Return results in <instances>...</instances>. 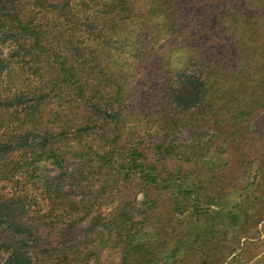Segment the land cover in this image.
I'll return each instance as SVG.
<instances>
[{"label":"trees","instance_id":"1","mask_svg":"<svg viewBox=\"0 0 264 264\" xmlns=\"http://www.w3.org/2000/svg\"><path fill=\"white\" fill-rule=\"evenodd\" d=\"M263 27L264 0H0V264L236 260L217 161L264 126Z\"/></svg>","mask_w":264,"mask_h":264},{"label":"rangeland","instance_id":"2","mask_svg":"<svg viewBox=\"0 0 264 264\" xmlns=\"http://www.w3.org/2000/svg\"><path fill=\"white\" fill-rule=\"evenodd\" d=\"M254 113L255 115L250 117L253 121L246 134L244 136L241 134L236 139H242L241 143L239 142L240 145L237 146L232 140L226 142L223 145L225 152H222V157H218L217 161V168L222 166L220 175L224 174L228 179H234L233 182L236 185L231 199L228 198V204L224 205L226 209H233L234 203L246 200L247 210L251 216L254 214L248 221L251 227L248 232L249 237L240 238L241 244L234 254H237V259L232 260L230 264H264V220L261 221L264 216V126L258 125V110ZM252 167L254 168L247 170ZM255 176L258 184L252 185L249 180ZM140 194L141 196L138 198ZM137 198L138 201L143 200V193L140 192ZM227 216L226 222H230L232 217ZM206 224L190 223L188 232H197L199 229L205 228Z\"/></svg>","mask_w":264,"mask_h":264},{"label":"built area","instance_id":"3","mask_svg":"<svg viewBox=\"0 0 264 264\" xmlns=\"http://www.w3.org/2000/svg\"><path fill=\"white\" fill-rule=\"evenodd\" d=\"M140 196H141V194L139 195V197H138V198H140Z\"/></svg>","mask_w":264,"mask_h":264}]
</instances>
